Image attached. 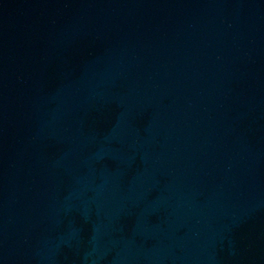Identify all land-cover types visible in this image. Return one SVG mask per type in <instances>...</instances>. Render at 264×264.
I'll use <instances>...</instances> for the list:
<instances>
[{
    "label": "water",
    "instance_id": "obj_1",
    "mask_svg": "<svg viewBox=\"0 0 264 264\" xmlns=\"http://www.w3.org/2000/svg\"><path fill=\"white\" fill-rule=\"evenodd\" d=\"M0 264H264V0H0Z\"/></svg>",
    "mask_w": 264,
    "mask_h": 264
}]
</instances>
